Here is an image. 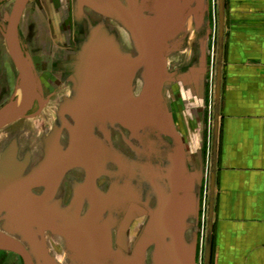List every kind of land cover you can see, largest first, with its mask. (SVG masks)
<instances>
[{
    "label": "crops",
    "instance_id": "crops-1",
    "mask_svg": "<svg viewBox=\"0 0 264 264\" xmlns=\"http://www.w3.org/2000/svg\"><path fill=\"white\" fill-rule=\"evenodd\" d=\"M175 91V126L200 166L190 159L185 172L178 170L177 145L169 140L161 164L146 166L142 159V179L131 193L121 181L115 182L121 198L111 197L110 183L104 188L106 208L93 240L102 247L110 238L122 264H131L134 255L140 264H205L210 103L206 111V89L198 101L187 90ZM153 141L154 154L162 144L157 136ZM213 223L211 264H264V0H226Z\"/></svg>",
    "mask_w": 264,
    "mask_h": 264
},
{
    "label": "water",
    "instance_id": "water-1",
    "mask_svg": "<svg viewBox=\"0 0 264 264\" xmlns=\"http://www.w3.org/2000/svg\"><path fill=\"white\" fill-rule=\"evenodd\" d=\"M29 1L30 0L15 1V5L10 14L8 25L4 33L9 54L19 71L18 81L20 87L24 91V97L22 100L20 95V98L17 97L19 91V89H17V95L15 94L6 105L0 108V130L18 120L24 119L32 109L34 102L36 100L40 101L42 97L38 86V80L34 72V65L31 59L22 51L19 39L20 20ZM197 1L201 2L203 0ZM109 3L111 8L108 13L111 14L110 16L112 19L115 17L117 22L120 25L122 24L137 42L142 43L144 48L142 54L138 56V58H132L128 53V50H125L121 46L120 40L115 37L114 32L116 33V31L114 29L112 30L104 24H100L98 27H93L89 35V42L85 45L82 44V51L77 52L76 55L78 61L84 66L82 69L80 67L77 76L79 81L77 85L78 89H75L76 97L74 100L70 101V103L75 106V108L73 107V114L78 119L79 123H77L76 126L69 128V131L79 132V137L76 134L73 137L72 142H70L68 149L63 151L58 146L57 142L55 144L53 143L54 140H58L61 133L60 130H55L52 136L51 148L47 151L48 155L46 153L45 159L30 175H23L24 170L16 163L14 149L11 150V152L3 154L0 158V211H9V201L13 199H22L24 196H27L17 212L11 213V215L13 214L11 216L12 220L24 225L23 230L25 231H28V227L34 226L36 228L38 227L37 229L41 231V233L48 230L52 232L54 236L60 238L66 239L67 237H71V240L74 241L72 251L75 258L74 264H122L120 249L118 248L117 250H114L111 248L110 238L107 239L106 244L104 243L103 245L104 241L102 242V247H100V244H96L93 240L94 235L98 230L97 222L105 212L106 206L104 201H101L100 196L98 195V190L95 186L96 178L92 172L93 166H97L96 159L94 158L95 156H92L93 154L91 155V151L85 150V145L100 142L95 135V130H97L98 126H102L101 124L104 122L105 125L111 124L108 126L113 127L112 124L116 123V125L129 129L132 136L141 138V154L145 158L144 164L146 166H151L153 162L156 163L153 158L154 136L159 137L162 148H164L165 145L168 147L169 140H171L173 144L181 146L182 150L185 152L181 135L174 126L170 110L168 108L165 110L164 104L159 101L161 100V97L156 95V99L152 96L151 101H145L148 98L149 89H144L139 98H135L131 92L128 93L127 91L128 86H126L125 82L126 77H130V74H133L143 66H147V64L148 66L151 65L152 68L155 66L159 68L160 63L163 64L158 57L161 48L156 45L154 56H150L149 50L146 52L147 41L145 40V37L149 32L147 31L145 18L139 15L140 13H136L134 14L135 16L129 18L130 15H133L134 11L132 12V10L124 9L119 0H109ZM218 5L219 48L214 95L215 117L213 126V152L210 174L205 264H211L212 260L216 163L220 127V105L225 43L226 0H218ZM108 28L110 30H108ZM140 43H138V45ZM102 72H105V79L107 76L111 79L110 85L107 84L108 88H104L106 90L102 89L103 84L106 83L102 78ZM117 78H121L124 84L121 83L120 85H115L113 80H117ZM204 91L205 89L203 90V93ZM103 97L105 99L101 100ZM112 99H115L116 102H109V100ZM163 111L166 118L161 117ZM167 114L169 117H167ZM151 118H155L152 123ZM147 126L151 127V133L146 130V133L142 134ZM136 130L139 133L134 134L133 131ZM106 134V141L108 144L112 143L111 135L108 133ZM85 138H87V140ZM54 148H57L56 154H54ZM186 154L187 153L185 152V156L182 155L179 160V165H177L180 167L178 170H181L182 172H185V167L191 159ZM112 155L115 163L112 164L109 161L112 166L111 168L115 166L118 167L116 169H127V162L124 157L116 152L112 153ZM147 156H151L152 159L149 160ZM80 161L86 162L82 163V165L89 163L88 165L90 168L88 172L91 176L89 183H91V189L94 194V202L92 201V204L87 211L84 204H80V206L73 204L71 207L65 208L64 215L68 212V209H70L72 211L71 218H65V223L59 224L56 218L54 219L49 213L46 216L45 211L47 208H44L42 201L31 193V189L36 184L45 183L54 171L56 173L58 170H65L74 165H79ZM191 161L194 162V159H191ZM55 169L58 170L56 171ZM172 174L174 173H166V177L169 178ZM115 211L116 207L110 211V214ZM117 213H119V211H117ZM59 218L61 217L59 216ZM0 250L18 255L22 259L23 264H36L30 250L21 241L3 231H0ZM98 250H100V252ZM104 254H107L106 256L109 257L107 260L109 261L105 262ZM46 264H49L47 260ZM131 264H140L137 262L135 255Z\"/></svg>",
    "mask_w": 264,
    "mask_h": 264
},
{
    "label": "rangeland",
    "instance_id": "rangeland-1",
    "mask_svg": "<svg viewBox=\"0 0 264 264\" xmlns=\"http://www.w3.org/2000/svg\"><path fill=\"white\" fill-rule=\"evenodd\" d=\"M63 1L64 5H66V0ZM119 2L122 3L121 5L124 9L132 10V12L134 11L133 15H130L129 18H131V16H135L134 14L136 13H140L139 15L145 18L147 31L149 32L145 37V40L147 41L146 52L149 50L150 56H154L156 45H158L161 48V52L158 57L163 62V64L160 63L159 68L156 66L152 68L151 65L148 66L147 64V66H143L133 74H130V77H126L125 82L126 86H128V93L131 92L135 98H139L142 95L144 89H149V95L145 101H151L152 96L154 99H156V95L161 97V100L159 101L164 104L165 110L166 108L170 110V115L172 117L174 126V110L176 106L175 90L177 89H181L184 94L186 90L189 93H193L197 101L200 99V95L204 96L203 90L206 89V99H204L203 107H205L207 111L208 103H210V89L215 91L217 73L219 48L218 0H203L201 2H198L197 0H119ZM108 3L109 1H107L106 5H104L102 8V12L100 13L101 20L98 19V23L93 24L90 29L84 31V40L79 44L80 49L78 52L82 51V44L85 45L89 42V35L93 27H98L100 24H104L107 27V22H105V20L112 18L110 16L111 14L108 13L111 8L110 3ZM33 5L34 4L31 6L29 5L26 10V14L21 26L23 35L20 36L23 41L27 39V37H31L33 39L32 46L35 47L32 48L29 46V48L36 50L35 53L37 57L41 58L39 55V48H41V52L43 50L49 51L52 44L50 42L51 38H48V32L45 28L47 23L38 12H35L34 15ZM63 12L61 16L62 18H65ZM10 14L11 10H7V12H5L6 21H4V24L2 25L4 31H6ZM37 15L38 18H36L37 20L35 21L33 18L37 17ZM112 20L113 22H117L115 17ZM36 22H38V24ZM121 26L124 27L122 24ZM113 27L115 26L113 25ZM108 30L110 29L108 28ZM37 31L39 32L38 35L41 36L39 40L37 39ZM114 34L117 39L121 38L120 33L118 34L117 32H114ZM57 38L60 39L61 37ZM57 38L55 39L58 40ZM0 40L2 46L4 43L6 45V41L3 38ZM127 40L129 41L128 53L132 56V58H138L144 49L142 43L137 42L130 34L128 35ZM38 43L43 45V49L41 46L39 47ZM53 43H55V41ZM138 43L140 44L138 45ZM59 51L60 49L58 48V50L56 49L53 52L58 53ZM61 53H63V51ZM75 60L76 62L66 64V69L68 70V74L70 76L66 74V76L62 77V81L68 86V89L73 90L78 89L77 85L79 79L77 76L79 74L80 67L82 69L84 66L80 61H78L77 56L75 57ZM104 73L105 72H102L101 75L104 79V82L106 81V83L103 84L102 89H107V84L110 85L111 79L108 76L105 79ZM36 78L38 80V86L42 96L46 97L48 92L51 90L45 89L46 87L44 85L46 84L42 83L40 74L37 73ZM113 81L115 85H120L123 83L121 78H117V80L114 79ZM52 82L54 84V81ZM56 84L57 81L54 85ZM177 94L179 93L177 92ZM19 95L22 100L24 97V91L21 89V87L18 91V98H20ZM69 99L66 97L65 99H58V104L54 106L56 108H53V103L46 105L42 116L40 113L43 107L40 106V109H37L39 106H35L25 117H31V119H23L21 121L18 120L0 130V145H5L8 141L7 139H11V134H16V136L20 137L19 133L24 135L23 138H21V144H23L22 146L27 145L25 143L30 142V140L33 142L37 141L38 143L41 139H43L45 144H50L52 142L54 131L62 130V145L64 149H67L70 142H72L73 137L76 134H79V132L76 131H69V128L74 127L77 125V123H79L78 119L73 114V107L75 108V106L70 103L71 100ZM104 99V97L101 98V100ZM109 102L114 103L116 100L112 99L109 100ZM213 103V111L211 116V138L213 136V123L215 117V98H213ZM161 117L166 118L164 111L162 112ZM167 117H169L168 114ZM154 119L155 118H151V123L154 122ZM101 125H105L104 122H102ZM112 126L113 128L117 126L119 134L122 133L125 135L121 142L119 137L114 135L111 137L112 143L103 144L100 142H94L92 144H86L85 150L96 152L97 158H102V156L106 155L112 164L115 163L114 158H112V153L116 152L124 157L125 161L127 162V169H116L118 167L114 166L110 169L111 172L107 173V181L110 183L111 197L113 198L115 197V194H117L121 198V194L119 193L118 187L116 186L117 184H115V182L121 181L123 185H126L127 187L126 193H128V191L131 193L132 187H136L135 183L137 180L139 179V183L141 182L143 170L141 169L140 164L143 162L142 159H144V156L141 154V138L132 136V133L129 129L121 127L120 125H116V123H113ZM146 128L143 130L142 134L146 133V130L149 132L152 131L151 127L147 126ZM175 128L180 134V130L177 125ZM95 131H99V129L97 128ZM133 133L136 134L139 132L136 130L133 131ZM6 134H9V137L5 136ZM30 134L32 136H30ZM85 139L87 140V138ZM157 139L159 140V137H157ZM173 150L176 151L177 159H180L182 155L185 156V152L182 150L181 146L178 145L177 148H173ZM154 151V161H157L159 164H161L162 162H160V159L164 158V148L161 147V150ZM102 152H105L104 155H101ZM198 154L200 155L199 152ZM186 155L188 156V154ZM147 157L149 160L152 159L151 156ZM194 161L195 162L193 163V166L200 165L199 157L197 161L196 159H194ZM82 163L86 162L80 161L79 166H82ZM88 164L85 166H88ZM177 165H179V161L177 162ZM79 175H81L80 178L86 175L88 176L87 173H80ZM96 176L100 178L101 174L97 173ZM145 177L147 179L150 177V175H146ZM86 184H88V182H86ZM81 190H83V188H81ZM91 204L92 200L85 202L86 211L90 208ZM23 226L24 225L16 223L12 220L10 211L6 210L4 212H0V231L6 232L7 234L21 241L32 253L36 264H46V260L49 264H74L75 258L74 254H72L74 241L71 240V237L64 239L52 234H43L41 231L36 230V227L34 226L28 227V231H25L23 230ZM0 264H23V262L18 255L12 252L0 250Z\"/></svg>",
    "mask_w": 264,
    "mask_h": 264
},
{
    "label": "flooded vegetation",
    "instance_id": "flooded-vegetation-1",
    "mask_svg": "<svg viewBox=\"0 0 264 264\" xmlns=\"http://www.w3.org/2000/svg\"><path fill=\"white\" fill-rule=\"evenodd\" d=\"M15 1L16 0H0V39L3 38L5 40V31L2 26L4 21H6L5 12H7V10H11L12 12ZM107 1L109 0H66V5H64L63 0H30L28 2L19 24V39L22 51L27 57L31 59L34 65V72L36 74H40L42 83L46 84L44 85L46 87L45 89L51 90L48 92L46 97L42 96L40 101L36 100L32 107V109L37 105L39 106L37 109H40V106L43 107L40 113L41 116L45 111L46 105L53 103V108H56L54 106L58 104L57 100L60 98L65 99L66 97L67 99L70 98L69 100L75 99V90L68 89V86L62 81V77L68 74L66 64L76 62L75 57L80 47L79 44L84 40V31L90 29L93 24L98 23V19L101 20L100 13L102 12V8L104 5H106ZM32 4H34V15L35 12H38L40 16H42L46 21L47 26L45 28L48 32L47 36H49L48 38H51L50 42L52 45L49 51L43 50L41 52V48H39V55L41 58L37 57L35 53L36 50L29 48V46L32 48L35 47L32 46L33 39L31 37H27V39L23 41L20 36L23 35L21 26L26 14V10L28 6H31ZM62 12L65 18H62ZM36 18H38V15L33 19L36 21ZM105 22H107V26L110 29H112L113 25L115 26L113 29L118 34H121V38L119 39L121 46L125 50H128V31L119 25V23L113 22L112 18L105 20ZM36 23L38 24V22ZM38 33L39 32L37 31V39L39 40L41 36L38 35ZM57 37L61 38L58 39ZM54 41L55 43H53ZM3 46L1 45L0 40V108L6 105L13 98L17 92V89H20V83L18 81L19 71L9 54L7 44L5 45L4 43ZM40 46L43 49V45L39 44V47ZM58 48L60 49V53L53 52L56 49L58 50ZM62 51L63 53H61ZM68 76L70 75L68 74ZM52 81H54V84L57 81V84L54 85ZM32 109L29 111V113L32 111ZM24 119H31V117ZM103 126H98L99 131H96L95 134L98 137L100 143L108 144L106 141V133L111 135V137L114 135L118 136L120 142L123 140L125 135L122 133L119 134L117 126L114 128L108 125ZM5 136L9 137V134H6ZM10 136L11 139H7L8 141L6 140L7 143L5 145H0V158L3 156V154L11 152V150L14 149L16 157L15 159L17 161L16 163L24 170L23 175L26 176L32 174L35 168H37L45 159L48 149L51 148V143L45 144L43 139H41L38 143L37 141L33 142L30 140V142L25 143L27 145L22 146L23 144H21V138H23L24 135L19 133L20 137L16 136V134H11ZM30 136L32 135L30 134ZM56 142L63 151H66L69 147L68 145L67 149L63 148L61 133L58 140H54L53 143L55 144ZM56 153L57 148H54V154ZM104 153L105 152H102L101 155H104ZM96 154L97 153L94 151L91 152V155L95 156L94 158L96 159V164H99L98 167L101 172L96 169L97 167L95 165L92 168V172L96 178L95 186L98 190V195L100 196L101 201H104L106 197L105 190L109 185V182L107 181V173L111 172L110 169L112 166L109 162V158L106 157V155L102 156V158H97ZM85 165H74L72 167L66 168L65 170L55 169L56 171L58 170V172L55 173L54 171V173L48 177L45 183L36 184L31 189V193L42 201L43 207L47 208V210L49 209L48 211H45L46 216L49 213V215L53 216L54 219L56 218L59 224H64L66 220L65 218H71L72 211L68 209L69 213L67 212L64 215V211L66 210L65 208L71 207L73 204L77 206H80V204L85 205V202H89L90 200L94 202V194L91 189V183H89V180L91 179V176L88 172L90 167L89 165ZM80 173H87L88 176L86 175L81 177V179V175H79ZM97 173L101 174L100 178L96 176ZM86 182H88V184H86ZM81 188H83V190H81ZM26 198L27 196H24L22 199H13L9 201V211L11 213L17 212L18 208H20L21 204L26 200ZM4 211L6 210L0 212ZM59 216L61 218H59ZM37 228L36 230H38ZM44 233L54 235L48 230H45L43 234Z\"/></svg>",
    "mask_w": 264,
    "mask_h": 264
},
{
    "label": "built area",
    "instance_id": "built-area-1",
    "mask_svg": "<svg viewBox=\"0 0 264 264\" xmlns=\"http://www.w3.org/2000/svg\"><path fill=\"white\" fill-rule=\"evenodd\" d=\"M213 83V82H212ZM214 90L211 89L210 90V115L212 116V111H213V98H214ZM210 151H209V161H210ZM209 163V162H208ZM208 191L210 192V177H209V172L207 173V188H206V195H205V203H207V195H208ZM207 206V204L205 205V207ZM208 208H209V204H208Z\"/></svg>",
    "mask_w": 264,
    "mask_h": 264
}]
</instances>
